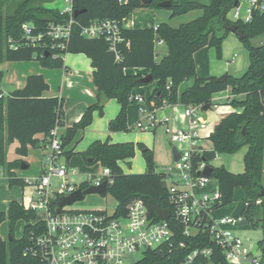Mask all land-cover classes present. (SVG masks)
Returning <instances> with one entry per match:
<instances>
[{
  "label": "trees",
  "instance_id": "1",
  "mask_svg": "<svg viewBox=\"0 0 264 264\" xmlns=\"http://www.w3.org/2000/svg\"><path fill=\"white\" fill-rule=\"evenodd\" d=\"M164 0H154L142 4L139 0H127L120 4L118 0H71L70 14L46 9L35 4L34 0H22L11 12L3 13L0 9V64L3 62L36 61L46 69L63 67L64 54H83L91 61L93 83L98 93L107 99H114L120 105L118 115L108 123L109 132H127L126 108L131 102L133 90L147 85L138 80L149 74L157 85L148 101L155 108L164 103L168 106H205L212 107L211 95L225 91L228 87L232 95H244L242 101H230L227 105L231 112L223 116L215 125L208 140L211 151H205L198 161L210 162L218 155H232L246 147L243 155V173L234 174L223 166L212 167L211 178L217 181L221 194L219 207L232 203L236 189L244 191L251 202L260 199L259 205H251L245 212L254 218V225L263 232L264 244V44L253 46L251 40L264 35V12L255 10L248 22L230 20L228 13L237 7L236 0H209L208 7H201L193 0H169L170 19L182 16L193 10H202V15L189 22L172 27L169 23L157 24L155 28L124 29L122 20L130 13L140 9H161L157 4ZM2 1L0 0V8ZM79 12L74 16V12ZM73 20L70 36L64 47L57 52H44L37 47L23 44L20 26L32 22L43 28L48 22L66 23ZM110 19L118 22L121 28V41L112 51L104 38L87 39L81 36V28L93 22ZM233 34L248 53L249 66L240 77L227 75L225 83H218L215 77L196 76L193 55L203 48H214L216 57H221L222 41ZM8 39L16 44L10 48ZM162 41L167 54L156 60L154 45ZM126 69H143V75H126ZM3 73L0 71V83ZM191 83L187 85L186 83ZM150 82V83H152ZM149 83V84H150ZM48 85L40 75H29L23 88L14 90L7 97L0 92V174L4 175L9 187H23L25 183L16 178L13 170L20 168L22 161L7 162L5 148L16 140L19 144L16 153L26 156L29 147L37 148L40 143L35 136H44V145L51 129H60V140L64 149L63 156L68 160L73 154L66 148L79 132L91 123L92 114L102 107L97 105L86 109L80 120L64 128L63 100L57 97H44ZM135 148L141 151L145 162L142 174H124L118 161L132 159ZM87 166L99 163L110 170L113 183L107 188L121 213L132 199H141L151 215L154 216L153 204L168 208L166 192L162 187L161 175L155 173L152 151L143 144H110L108 141L93 142L85 152L79 154ZM85 185L81 187L84 188ZM9 221V237L0 238V264H42L38 258L24 252L31 246L30 235L41 228L38 215L26 210L21 203L12 201L6 212L0 211V224ZM24 222L22 236L15 239L13 226L17 221ZM192 244V242H190ZM201 247L210 246L204 239ZM194 247V245L192 246ZM213 248L211 264H226L221 252ZM196 264H208L199 259ZM261 264H264L262 256Z\"/></svg>",
  "mask_w": 264,
  "mask_h": 264
},
{
  "label": "built area",
  "instance_id": "2",
  "mask_svg": "<svg viewBox=\"0 0 264 264\" xmlns=\"http://www.w3.org/2000/svg\"><path fill=\"white\" fill-rule=\"evenodd\" d=\"M236 3L237 7L228 13L233 21L248 22L255 10L264 12V0H236ZM70 11L67 8L61 13L70 14ZM73 23L70 18L66 23L48 22L40 28L26 22L20 26L21 40L25 45L54 53L64 47ZM80 34L87 39L104 38L112 51L121 41L120 24L110 19L93 22L81 28ZM8 42L10 48L16 47L11 39ZM130 100L146 119V123H136L140 131L166 126L170 117L164 111L176 106L164 103L155 108L142 92L134 90ZM182 107L183 127L164 128L179 158L155 169L165 184L169 207L163 209L169 210L167 220L158 218L155 212L151 215L138 198L130 200L123 213L117 204L111 214L105 210L71 209L72 204L56 212L61 198L102 183L106 185V195L113 180L110 170L101 167L97 174L74 182V170L62 161L64 149L60 129L57 126L51 129L43 148L42 172L26 182L31 196L22 205L37 213L41 228L30 235L32 246L24 256L38 258L42 264H196L199 259L211 264L212 247H216L226 264H261L263 254L260 258L257 252L252 254V247L246 246L233 231V228L244 226L241 224L245 221L243 214H218L221 194L217 181L211 175H202L207 167H212L211 162L197 160L206 151L202 141L212 132L210 124L203 118L200 106ZM213 108L217 110L216 106ZM260 203V199L244 203L243 209ZM204 239L210 246L199 245Z\"/></svg>",
  "mask_w": 264,
  "mask_h": 264
},
{
  "label": "crops",
  "instance_id": "3",
  "mask_svg": "<svg viewBox=\"0 0 264 264\" xmlns=\"http://www.w3.org/2000/svg\"><path fill=\"white\" fill-rule=\"evenodd\" d=\"M120 4H124L127 0H118ZM71 0H43V8L53 9L59 12H62L64 9L70 8ZM65 4H68L65 6ZM191 14L185 19V15L176 17L182 18L176 23V27L185 22L196 19L202 15V10H193L190 11ZM189 12V13H190ZM170 11L161 12L160 10H151L147 11L145 9L135 10L125 17L121 26L124 29H143V28H155L159 23H169L172 27V22H170ZM175 19V18H174ZM257 42V46L264 44V35L255 37L251 40ZM253 45V43H252ZM254 46V45H253ZM154 53L156 60H160L167 54L166 46L161 44L154 45ZM194 66L196 76L200 78L215 77L218 78L224 74L230 75L232 77H240L243 75L249 66L248 53L244 49L241 42L233 34H229L223 41L221 45V57L217 58L214 48H203L194 53L193 55ZM63 67L59 69H46L39 65L36 61H27V62H3L0 64V71L3 73V78L0 83V92L1 95L5 98L14 90H18L24 87L27 76L29 75H40L45 80L48 85V90L43 93L44 97H57L63 100V113H64V128L72 126L74 123L78 122L86 109L90 106L97 105L99 107V98L100 95L96 86L93 83V68L91 66V61L83 54H64L62 56ZM126 75H143L147 73L143 69H126ZM189 82V81H188ZM187 84V83H186ZM157 85L156 81H153L148 85V95H145V98H148ZM142 89L139 91L134 90V92H142ZM144 94V93H143ZM212 107H217V110L220 114L216 116L214 114H208L206 117L203 113V118L207 119L210 123V127L213 130L215 125L219 120L225 116L227 113L231 112V107L227 104L230 101H242L244 100V95L234 96L232 95L231 89L228 87L225 91L214 93L211 95ZM181 107V105H176ZM120 111V105L114 99H107L106 103L102 107V114L99 115L98 111H94L92 114V120L88 127L82 132H79L70 145L66 148L67 150H72L73 154L68 160L65 156L62 157V161L70 166L75 175L73 181L79 183L83 181L87 175H94L100 171V164L98 171L93 172L91 166L85 167L82 157L79 155L87 150V148L95 141L105 142L108 141L110 144H124V143H133V144H143L147 149L152 151L155 140V134L161 126H157L152 131H140L136 128V123L142 122L146 123V119L139 114L138 108L136 105L129 106L126 109V124L128 131L127 132H109L108 123L113 120ZM172 109L169 112V117L171 115ZM174 115V114H173ZM172 117V116H171ZM178 115H174L172 118V127L181 128L184 124V118L177 120ZM180 117V116H179ZM183 117V116H181ZM171 119V118H170ZM205 119V120H206ZM138 130L139 132H136ZM61 132V131H60ZM35 139L39 141L40 145L37 148L29 147L26 156H19L16 153V149L19 144L14 140L7 148V162H13L16 160H21L22 164L20 168L14 169L13 173L16 178L22 180L25 185L21 187V190L26 193V200H21V204H26L27 200L30 198L31 188L26 185L27 180L34 179L38 177L42 172V157H43V148H44V136L38 134L35 136ZM211 142L206 139L202 141ZM204 147V146H203ZM172 149V148H171ZM243 149V148H242ZM246 152V147H244ZM206 151L212 150L211 149ZM138 161L134 162L132 165L131 159H127L121 162L126 163L128 171L123 170L118 163L121 171L124 174H142L145 172V162L142 157L141 151L138 150ZM245 154V153H244ZM243 154V155H244ZM226 155V154H223ZM135 156V154H134ZM219 156V155H218ZM216 156V158L218 157ZM134 158V157H133ZM132 158V159H133ZM215 158V159H216ZM243 158V157H242ZM214 159V160H215ZM210 161L211 163L214 161ZM172 163V161H171ZM170 163V164H171ZM95 164V165H96ZM169 164V165H170ZM86 165V164H85ZM132 165V166H131ZM243 165V162H242ZM23 166V167H22ZM94 166V165H93ZM168 165L154 166L155 169H159ZM219 167V166H216ZM227 171L225 166H223ZM134 168V169H133ZM244 170V167H243ZM243 170L241 173H243ZM233 173V172H231ZM240 174V173H234ZM3 179L5 187L8 188V181L4 178V175L0 174ZM81 176V178H80ZM5 179V180H4ZM81 179V180H80ZM26 188V189H25ZM9 191H11L8 188ZM26 190V192H25ZM10 200V201H9ZM3 203L6 202L7 208L12 201L10 197L6 200H2ZM7 209H5L6 211ZM238 212L228 211L227 214L220 215H232L237 216ZM21 221V220H20ZM24 223V222H23ZM24 228V225H23ZM23 232V229H22ZM22 236V235H21ZM20 236V237H21ZM19 237V238H20ZM0 238L3 241H6L2 236L0 231ZM18 238V239H19Z\"/></svg>",
  "mask_w": 264,
  "mask_h": 264
},
{
  "label": "rangeland",
  "instance_id": "4",
  "mask_svg": "<svg viewBox=\"0 0 264 264\" xmlns=\"http://www.w3.org/2000/svg\"><path fill=\"white\" fill-rule=\"evenodd\" d=\"M2 4H1V11L3 13L6 12H11L13 10V8H15V6L20 3L22 0H1ZM35 4L41 5L43 7V0H34ZM68 4H65V6H67ZM147 11H151V10H160L161 12H167L166 9H145ZM191 12L186 13V17H180V18H175L173 20H170V22H172V25L174 27H176V23L179 20H182V18L185 17V19L190 16ZM231 15H228V18H230ZM254 46H257V42L256 40L252 42ZM191 82H187V85H189ZM151 84V83H150ZM148 85H144L141 86L139 88H137V91H139V89H142L141 91H143L144 96L148 95ZM136 91V89H135ZM136 105L135 103H133L132 101L127 105V108L130 106ZM137 106V105H136ZM126 108V109H127ZM182 111H183V107H178L175 106L172 108V112L170 115V120L168 122V124L166 126H161L160 129H158V131L155 134V140H154V146H153V165L154 166H160V165H169L172 161V157H171V148L172 146L170 145V143L168 142L167 139V135L164 132V128L168 127L170 129H172V118L174 115H178L177 120L181 121L180 119H182ZM174 114V115H173ZM208 114H214L216 116H219V112L215 111L214 109H209L206 112H204L205 117ZM172 116V117H171ZM180 116V117H179ZM207 118V117H206ZM205 118V119H206ZM207 121V119H206ZM209 123V121H207ZM210 124V123H209ZM179 129V128H178ZM136 132H139L138 130H136ZM140 133V132H139ZM11 144V143H10ZM8 144L5 148V160L7 157V148L10 145ZM204 148H206L207 150L211 149V144L209 142H204L203 143ZM138 150L137 148H135V156L133 159H131V163L132 165L134 164V162H136V160L138 161ZM140 151V150H139ZM245 153V149H241L238 152H236L235 154L232 155H219L212 163L211 166L212 167H216V166H225L228 170H230L233 173H241L243 170V165H242V157L243 154ZM121 161H118V163ZM131 165V166H132ZM85 167H88L87 165L84 164ZM121 168L126 171H128V165L124 162L120 163ZM93 168V172L98 171V167L99 165H94L91 166ZM134 169V168H133ZM6 178V177H4ZM81 178V176H80ZM5 180V179H4ZM81 180V179H80ZM86 185V184H84ZM214 185V184H212ZM8 188L11 190L9 191ZM5 187L3 179L0 176V211L1 212H6L5 209L7 208V204L6 202L3 203V199H7V198H11L12 200L21 202V200H26V193H24L23 196V191L21 190V186L15 185L13 187H9L8 186ZM26 189V188H25ZM26 192V190H25ZM10 201V200H9ZM251 203L250 200H248L246 198V195L244 193V191L240 188L236 189L233 193L232 196V203L222 207L219 209L218 214H227L228 211H232L233 213L238 212L237 215H240L243 212V207H244V203ZM116 205V200L109 194L107 193L105 196H100L98 194H88L84 196V199L82 201H77L75 203H73L70 207L71 209H75V210H105L108 214H111L115 208ZM244 220L247 222L244 226L242 227H236L233 228V231L235 232V234L240 237L243 242L246 244V246H250L252 247L254 244L258 245V257L260 258L262 256V249L264 247V244L262 242L263 239V232L262 230L254 225V218L249 216L247 212H245L243 214ZM23 221H17L14 226H13V236L15 239H18L21 235H22V229H23ZM9 221L5 220L4 222H2L0 224V231L2 233V236L5 239H8L9 237Z\"/></svg>",
  "mask_w": 264,
  "mask_h": 264
},
{
  "label": "water",
  "instance_id": "5",
  "mask_svg": "<svg viewBox=\"0 0 264 264\" xmlns=\"http://www.w3.org/2000/svg\"><path fill=\"white\" fill-rule=\"evenodd\" d=\"M142 4H150L151 2H153L154 0H139ZM194 3L198 4L199 6L201 7H208L209 6V0H193ZM170 1L169 0H164V1H161L157 4V6L161 9H167L170 7ZM237 4V3H236ZM79 12L75 11L74 12V16H76ZM227 80V75L224 74L218 78H216V81L218 83H225ZM140 83H143V84H149L150 82H152V77L147 74L145 76H143L142 78H140L138 80ZM107 101V98L101 94L100 95V98H99V107H103L104 104L106 103ZM210 109V105H205V106H202L200 108V111L202 113L206 112L207 110ZM165 114H168L170 112V109H166L165 111ZM171 157H172V162H175L176 160H178L179 158V154L177 153V151L172 148L171 149ZM23 167V166H22ZM212 174V167H207L205 169V171L202 173L203 176H206V177H209L210 175ZM162 187L165 188V184L163 183L162 184ZM106 193V185L105 183H102L100 186H92V187H88L84 190H76L74 193H72L70 196L68 197H63L60 199L59 202H57V209H56V212H59V210L63 207V206H66V205H71L77 201H82L84 199V196L85 195H88V194H98L100 196H104ZM264 193L262 192L261 193V196H263ZM153 209H154V212L156 214V216L160 219H163V220H167L169 218V210L168 209H163L161 208L160 206H158L157 204H153ZM247 222L246 221H243L241 224L242 225H245ZM10 239V237H9ZM258 250V245L257 244H254L252 246V251L251 253L252 254H255ZM262 254H263V257H264V247L262 249Z\"/></svg>",
  "mask_w": 264,
  "mask_h": 264
}]
</instances>
